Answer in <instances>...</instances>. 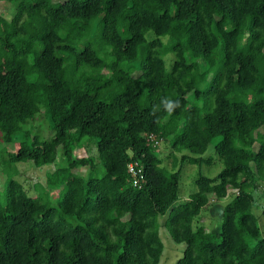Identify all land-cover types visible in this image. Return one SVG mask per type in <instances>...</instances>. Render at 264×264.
<instances>
[{"label": "trees", "instance_id": "trees-1", "mask_svg": "<svg viewBox=\"0 0 264 264\" xmlns=\"http://www.w3.org/2000/svg\"><path fill=\"white\" fill-rule=\"evenodd\" d=\"M1 1L13 5L0 12L1 159L65 164L46 175V189L62 187L54 204L6 178L0 264H158L160 215L185 244L175 264H264L251 210L264 181V0ZM42 111L46 138L25 127ZM148 133L169 145L171 169ZM85 136L99 167L75 156ZM214 138L222 169L198 173L178 203L182 166L210 164ZM230 189L219 230L193 228Z\"/></svg>", "mask_w": 264, "mask_h": 264}, {"label": "rangeland", "instance_id": "rangeland-1", "mask_svg": "<svg viewBox=\"0 0 264 264\" xmlns=\"http://www.w3.org/2000/svg\"><path fill=\"white\" fill-rule=\"evenodd\" d=\"M12 7L13 5L11 3L0 0V12L4 15L10 17L13 11ZM165 67L167 70L169 69V61L166 62ZM26 125L27 126L25 127H27V130H30L31 128L32 132H38L40 136L44 138L52 134V131L50 129L51 121L48 115H45L43 111L41 114L39 113L34 120L29 121ZM217 139L218 138H214L210 142L205 152V156H211L213 159L210 164L203 163L201 165H198L186 163L182 166L180 177L181 190L177 199L178 203L186 200L189 197V194L193 190H195L193 181L194 178L198 175V173L213 177L222 169V163L217 159V156L214 152V143L217 141ZM81 143L84 144L85 147L81 149H76L75 156L78 157L79 155L85 156V154H90L92 157L95 158V166L99 167L100 163L99 160L96 158V138L85 136L82 138ZM2 145L3 144H1L0 140V147ZM5 148L6 150L13 151L14 144H5ZM168 152L169 145L167 144V142L160 141L157 146L156 153L160 157L165 156L163 157V165H165L168 169H171L172 158L170 157V154H168ZM59 156L60 154L56 159L57 161H55L54 163L46 164L42 167H37L31 161L18 162L15 164L4 163L1 158L3 157L5 160H7V152L0 151V191L3 188V184L6 178H8L9 176H14V178L18 179L24 185L25 189H27L31 195L36 196L38 193L45 194V192H48L49 202L52 204L56 203L59 196V191L62 187L55 188L54 190L46 189V175L48 172L54 170L56 167L65 164L63 159H61ZM76 170L81 174H86L88 172V167L83 166L79 167ZM101 171L102 168H100V173ZM251 192L254 196V203L252 205L251 210L256 217L257 224L260 230V235L261 237H264V216L262 214V209L264 207V181L261 182L257 188H252ZM232 197L233 192L230 189L228 190V193L225 197L217 199L207 205V207L203 208L199 215L195 217L193 221V228L199 225H203L208 231H218L222 220L224 206L228 201L231 200ZM164 217V215L158 216V230L160 238L163 242V251L158 264H175L177 258L181 256L185 244L183 242L177 243L170 237L167 229L163 225Z\"/></svg>", "mask_w": 264, "mask_h": 264}, {"label": "built area", "instance_id": "built-area-1", "mask_svg": "<svg viewBox=\"0 0 264 264\" xmlns=\"http://www.w3.org/2000/svg\"><path fill=\"white\" fill-rule=\"evenodd\" d=\"M146 139L154 146H157L160 142V140L157 139V137L153 133L146 134ZM127 172L129 173L134 185H139L141 182H143L144 175L142 166L137 161H133L128 164Z\"/></svg>", "mask_w": 264, "mask_h": 264}, {"label": "clouds", "instance_id": "clouds-1", "mask_svg": "<svg viewBox=\"0 0 264 264\" xmlns=\"http://www.w3.org/2000/svg\"><path fill=\"white\" fill-rule=\"evenodd\" d=\"M168 108H169V110H171V108H172V105H171V104H169V105H168Z\"/></svg>", "mask_w": 264, "mask_h": 264}]
</instances>
